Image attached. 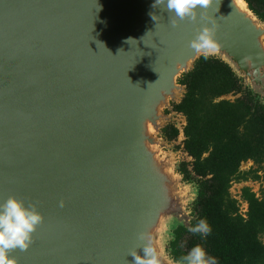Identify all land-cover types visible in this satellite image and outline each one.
<instances>
[{"label": "water", "instance_id": "95a60500", "mask_svg": "<svg viewBox=\"0 0 264 264\" xmlns=\"http://www.w3.org/2000/svg\"><path fill=\"white\" fill-rule=\"evenodd\" d=\"M153 3L0 0V202L43 215L30 247L10 250L17 264H131L141 232L177 264L170 243L198 198L163 153L167 125L185 140L179 79L215 57L264 105V22L247 2L209 0L175 26ZM213 24L217 46L191 48Z\"/></svg>", "mask_w": 264, "mask_h": 264}, {"label": "trees", "instance_id": "16d2710c", "mask_svg": "<svg viewBox=\"0 0 264 264\" xmlns=\"http://www.w3.org/2000/svg\"><path fill=\"white\" fill-rule=\"evenodd\" d=\"M244 1L264 22V0ZM178 82L186 93L180 104L172 106L186 120L182 151L192 158L180 164L178 173L198 189L192 208L196 221L191 227L204 218L211 232L201 237L179 227L170 243V256L177 262L201 244L218 264H264V188L257 196L244 187L241 202L230 192L233 184H264V105L250 90H243L242 80L215 57H201ZM229 95L241 97L222 100ZM178 136L174 124L163 130L169 142ZM248 162L256 169L242 171ZM240 203L247 205L245 215Z\"/></svg>", "mask_w": 264, "mask_h": 264}, {"label": "clouds", "instance_id": "9594fccd", "mask_svg": "<svg viewBox=\"0 0 264 264\" xmlns=\"http://www.w3.org/2000/svg\"><path fill=\"white\" fill-rule=\"evenodd\" d=\"M208 2L209 0H154L152 7L164 5L170 20L171 17L176 18L171 20L175 26L178 20L195 21L197 9L205 7ZM150 15L155 20V16L151 13ZM215 30L214 24L202 27L190 42V47L197 51H209L215 48L217 46ZM60 206L63 207V202ZM42 222L43 215L35 205H29L16 196H9L0 202V264H17L16 259L10 257V250H27L32 243L33 234ZM188 231L206 237L210 234L211 227L208 221L202 218ZM137 239L142 243L139 251L133 249L129 252L128 256L132 257L131 264H162L152 235L141 232L138 233ZM177 264H218V262L201 244H197L187 254L181 256Z\"/></svg>", "mask_w": 264, "mask_h": 264}, {"label": "rangeland", "instance_id": "374dc122", "mask_svg": "<svg viewBox=\"0 0 264 264\" xmlns=\"http://www.w3.org/2000/svg\"><path fill=\"white\" fill-rule=\"evenodd\" d=\"M232 99H234V97ZM175 119H176V121H174L175 124L182 123V120L179 121V118L175 117ZM163 153H170L171 155H173L174 160L178 163L186 162L187 160H189L188 157L186 156V153L182 151V145L181 143H179L178 140H176L175 142H170L169 149L163 150ZM250 169H256V166H254L253 163L251 162L244 163L241 166L242 171H249ZM244 187L250 188L257 196H259L260 191L264 188V184H262L261 182H252V181L241 184H233L230 192L232 197L238 200L239 202H241V190ZM240 204H241L240 212L241 214L245 215V213L247 212V205L245 203H240Z\"/></svg>", "mask_w": 264, "mask_h": 264}, {"label": "flooded vegetation", "instance_id": "af4514ba", "mask_svg": "<svg viewBox=\"0 0 264 264\" xmlns=\"http://www.w3.org/2000/svg\"><path fill=\"white\" fill-rule=\"evenodd\" d=\"M168 142H169V141H168ZM170 142H175V141H170ZM170 142H169V143H170Z\"/></svg>", "mask_w": 264, "mask_h": 264}, {"label": "bare ground", "instance_id": "6f19581e", "mask_svg": "<svg viewBox=\"0 0 264 264\" xmlns=\"http://www.w3.org/2000/svg\"><path fill=\"white\" fill-rule=\"evenodd\" d=\"M240 2V1H239ZM241 3V2H240ZM242 4V3H241ZM243 5V4H242Z\"/></svg>", "mask_w": 264, "mask_h": 264}]
</instances>
